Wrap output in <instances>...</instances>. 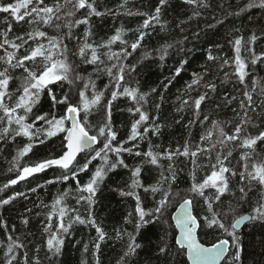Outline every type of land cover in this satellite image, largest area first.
Masks as SVG:
<instances>
[{
    "label": "snow or ice",
    "instance_id": "obj_1",
    "mask_svg": "<svg viewBox=\"0 0 264 264\" xmlns=\"http://www.w3.org/2000/svg\"><path fill=\"white\" fill-rule=\"evenodd\" d=\"M181 3L192 15L170 22L164 18L170 0H156L147 10L133 0H116L115 7L107 0H0V154L14 153L8 168L14 178L0 186V209L26 197L19 190L7 193L22 181L36 180L31 193L67 185L50 202L38 197L39 233L31 232L25 213L18 217L28 230L23 236L0 218V264H62L66 244L81 226L95 231L82 243L93 264H102V245L109 240L122 244L116 264H141L151 245L144 230L153 228L155 264H245L241 225L258 227L264 248V77L250 73L264 64V50L258 51L264 48V0L217 6L233 18L260 10V22L247 35L233 25L229 53L207 49L205 63L172 102V119L188 136L166 145L158 142L169 127L166 93L189 60H176L171 76L147 91L137 76L150 66L146 62L163 66L183 52L189 40L184 25L213 7L211 0ZM121 16L141 19L135 28L121 23L101 34L98 22ZM175 30L181 38L172 36ZM154 35L161 43L149 50L146 41ZM226 85L231 92L221 91ZM121 100L126 106L120 111L129 117L123 136L113 120ZM224 110L231 118H220ZM49 170L59 174L40 183L39 174ZM112 174L126 178L111 190L134 203L109 235L94 209ZM245 205L249 211L239 214ZM209 235L216 240L206 246L201 237ZM37 237L40 243L30 247Z\"/></svg>",
    "mask_w": 264,
    "mask_h": 264
},
{
    "label": "trees",
    "instance_id": "obj_2",
    "mask_svg": "<svg viewBox=\"0 0 264 264\" xmlns=\"http://www.w3.org/2000/svg\"><path fill=\"white\" fill-rule=\"evenodd\" d=\"M156 0H133V4L135 7H140L142 10H147L153 4H155ZM212 9L209 11L201 10L202 15L197 17L184 25L186 31L184 35L189 36V40L185 42V50L183 52H179L170 57V59L163 65L160 66L157 63H150L149 67L143 68L137 79L140 82V87L142 90H149L153 86H158L159 81L164 80L165 77H170L172 73V69L175 66V61L180 59L181 57L188 59L189 64L186 65L185 71L181 73L180 77H177L172 81V84L169 87V91L166 95L169 97V102L164 104L165 115L168 117L166 123L169 127H166L164 132V136L160 141L166 145H175L177 142L183 143L184 139L188 136V131L182 127L181 125H176L173 121L174 105L173 101L175 100L176 95L185 87L186 83L192 76V73L195 71H199L201 65L205 63L207 56V49H212L214 54L224 55L230 52V45L228 41L232 36V28L233 25L236 27H241L244 30V34H248V29L252 27L254 24H259L261 18L260 10H253V12L243 14L241 17H227L217 6L221 3H224L227 7L228 3L236 4L237 7L243 0H211ZM109 6L115 7L116 0H107ZM235 9H229V11H233ZM192 8H189L186 5L181 3V0H170V6L167 8L165 13V19L170 22H178L179 19H187L188 16L192 15ZM4 14H0L2 16ZM215 16L216 19L213 20L212 17ZM139 17H124L121 16L115 21L111 17L104 19L102 22H98V29L101 31V34L109 32L114 26H119L123 23L126 27L135 28L137 24L140 22ZM224 20V23L218 24L217 21ZM209 24H215V28H209ZM194 32H200L201 35L197 39L192 35ZM172 36L176 38H181L179 34V30H175L172 33ZM161 43V40L157 38L155 35L146 41V46L149 50L153 47H158ZM217 45L223 46L222 48H218ZM264 50V48L258 49V51ZM228 71V69H226ZM251 78L259 79L264 77V64L258 65L255 68H250ZM222 75V73H221ZM106 83V79L103 81ZM99 87H102V83L100 81L97 82ZM133 86H135V82H133ZM227 89L228 92L232 91L230 85H226L221 88L223 92ZM126 106V102L121 100L117 101L114 104L113 108V120L114 127L120 131V135L123 136L128 127V114L126 112H121L120 109ZM215 107L214 105L212 106ZM205 112L208 113L209 109H205ZM190 115V113H189ZM189 115L185 116V122L189 118ZM215 115V113H212ZM232 113L228 110H224L220 113V118H231ZM201 129H194V132H199ZM155 140L156 138L153 137ZM144 147V145H142ZM14 153L5 152L4 154H0V186L6 181L9 176H13V173L8 172V168L10 167L9 161L11 160V155ZM131 161V158H128ZM119 171V170H118ZM57 172V173H56ZM59 174L57 170H49L46 174H39L41 179L40 183L44 182V179H50L54 175ZM126 177L117 174H112L109 181L106 182L107 186H102L100 193H98L97 204L95 206V214L98 219V222L104 227V229L109 233V235H113V228L120 227L122 225L123 215L126 214L128 210H130L131 205L134 203L131 200H125L119 197V195L113 192L111 189L115 187L118 183H122L123 179ZM86 180L87 177L84 176ZM69 183H72L71 181ZM36 180L31 181H22L18 185L14 186L11 189L7 190V193H11L13 191L19 190L26 192V197L18 198L13 202L12 205L6 206L4 209H0V218L5 219L9 226L13 223L17 225V233L14 235H21L28 230L24 229L22 225L19 223L18 217L25 213L31 217L30 230L33 233H39V225L42 217L38 220L34 213L37 211H41V209H37L34 207L35 203H38L39 199H43L46 202H50L52 197L56 194L58 188L67 187V185H54L48 186L47 191L40 190L38 193H31L28 191L30 187L35 186ZM183 183L181 187H183ZM5 195V194H0ZM27 208H32L33 213H26ZM170 211H174L170 210ZM249 211L248 207L245 205L244 207L239 209V214H247ZM127 227L129 231H131V226ZM147 241L151 242L149 251L145 252L139 260L141 264L148 261L150 257H152L151 247H154L156 241V234L158 229L153 228L151 230H144ZM241 239L244 241L245 245V264H264V248L260 246L259 243V233L260 229L257 227L253 228V225L248 224L246 227L244 226L240 232H238ZM95 236L94 229H85L82 226L78 227L73 236L70 237L72 243L66 244L64 255L62 256V264H81L82 259H87L89 264H93L92 257L90 252L83 253L82 251V243L88 242L92 237ZM4 239L3 229H0V240ZM31 239V237H29ZM202 241L205 245L210 246L213 242H215L216 237L214 235H209L206 237H201ZM81 241V244L73 246L75 241ZM40 243L39 237L32 241L30 247H33L35 244ZM122 244L115 240H109L105 244L102 245V254H101V262L102 264H116V261L119 259L121 255ZM31 255V253H30ZM42 255V254H41ZM183 259V258H180ZM47 264V262H45ZM152 264H155L154 257H152Z\"/></svg>",
    "mask_w": 264,
    "mask_h": 264
},
{
    "label": "water",
    "instance_id": "obj_3",
    "mask_svg": "<svg viewBox=\"0 0 264 264\" xmlns=\"http://www.w3.org/2000/svg\"><path fill=\"white\" fill-rule=\"evenodd\" d=\"M244 227V225H241L240 228L237 229L238 232H240L242 230V228ZM207 246V245H206Z\"/></svg>",
    "mask_w": 264,
    "mask_h": 264
},
{
    "label": "bare ground",
    "instance_id": "obj_4",
    "mask_svg": "<svg viewBox=\"0 0 264 264\" xmlns=\"http://www.w3.org/2000/svg\"><path fill=\"white\" fill-rule=\"evenodd\" d=\"M57 173V172H56Z\"/></svg>",
    "mask_w": 264,
    "mask_h": 264
}]
</instances>
